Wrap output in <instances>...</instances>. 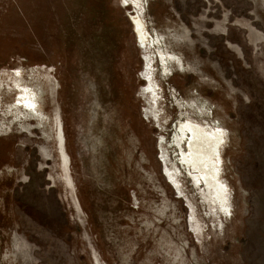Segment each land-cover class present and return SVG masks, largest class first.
I'll list each match as a JSON object with an SVG mask.
<instances>
[{
    "label": "rangeland",
    "instance_id": "rangeland-1",
    "mask_svg": "<svg viewBox=\"0 0 264 264\" xmlns=\"http://www.w3.org/2000/svg\"><path fill=\"white\" fill-rule=\"evenodd\" d=\"M138 1L0 0V264H264V0Z\"/></svg>",
    "mask_w": 264,
    "mask_h": 264
},
{
    "label": "bare ground",
    "instance_id": "bare-ground-1",
    "mask_svg": "<svg viewBox=\"0 0 264 264\" xmlns=\"http://www.w3.org/2000/svg\"><path fill=\"white\" fill-rule=\"evenodd\" d=\"M132 3L138 5L139 1L132 0ZM141 19L140 17L135 18V20L133 18V23H135L139 40L143 43L145 40V27ZM160 56L165 59V54L162 51ZM169 57L173 58L174 56L169 54ZM147 78L150 81L148 76ZM148 91L150 92L149 87L144 90V93ZM18 102L23 103L27 107H33V100L28 98L25 92H19ZM186 116L187 119L179 124L178 132L175 136L176 145L181 147L183 143H186V150L181 148V161L189 169V174L195 182L205 183L213 196V200L218 201L222 209H228L225 184L223 185L222 179L218 176L219 169L213 167L215 156L219 155L218 152H220L216 147L224 139V129L221 126H211L209 122L201 123L189 112L186 113ZM211 155L213 156L210 157Z\"/></svg>",
    "mask_w": 264,
    "mask_h": 264
},
{
    "label": "clouds",
    "instance_id": "clouds-1",
    "mask_svg": "<svg viewBox=\"0 0 264 264\" xmlns=\"http://www.w3.org/2000/svg\"><path fill=\"white\" fill-rule=\"evenodd\" d=\"M158 79H159V76H158Z\"/></svg>",
    "mask_w": 264,
    "mask_h": 264
}]
</instances>
